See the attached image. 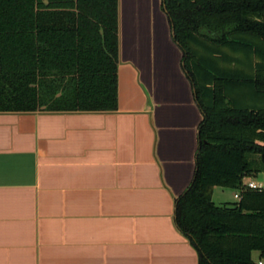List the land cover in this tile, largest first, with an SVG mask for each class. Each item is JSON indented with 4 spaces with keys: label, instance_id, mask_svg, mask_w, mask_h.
<instances>
[{
    "label": "crops",
    "instance_id": "crops-1",
    "mask_svg": "<svg viewBox=\"0 0 264 264\" xmlns=\"http://www.w3.org/2000/svg\"><path fill=\"white\" fill-rule=\"evenodd\" d=\"M118 43L115 110L0 111V264H199L176 205L203 111L164 0H118Z\"/></svg>",
    "mask_w": 264,
    "mask_h": 264
},
{
    "label": "trees",
    "instance_id": "trees-1",
    "mask_svg": "<svg viewBox=\"0 0 264 264\" xmlns=\"http://www.w3.org/2000/svg\"><path fill=\"white\" fill-rule=\"evenodd\" d=\"M203 118L177 224L199 264L264 254V0H164ZM118 0H0V111L117 108ZM214 186L239 192L215 205Z\"/></svg>",
    "mask_w": 264,
    "mask_h": 264
},
{
    "label": "built area",
    "instance_id": "built-area-1",
    "mask_svg": "<svg viewBox=\"0 0 264 264\" xmlns=\"http://www.w3.org/2000/svg\"><path fill=\"white\" fill-rule=\"evenodd\" d=\"M243 185L251 189H258V190L264 189V182H258L255 180H250L246 183H243ZM235 197L239 198V195L235 194Z\"/></svg>",
    "mask_w": 264,
    "mask_h": 264
},
{
    "label": "water",
    "instance_id": "water-1",
    "mask_svg": "<svg viewBox=\"0 0 264 264\" xmlns=\"http://www.w3.org/2000/svg\"><path fill=\"white\" fill-rule=\"evenodd\" d=\"M227 208H234L235 206L232 204L226 205Z\"/></svg>",
    "mask_w": 264,
    "mask_h": 264
},
{
    "label": "rangeland",
    "instance_id": "rangeland-1",
    "mask_svg": "<svg viewBox=\"0 0 264 264\" xmlns=\"http://www.w3.org/2000/svg\"><path fill=\"white\" fill-rule=\"evenodd\" d=\"M214 201H215L216 204H219V203L217 202L216 197H214ZM262 261H264V257H263Z\"/></svg>",
    "mask_w": 264,
    "mask_h": 264
}]
</instances>
